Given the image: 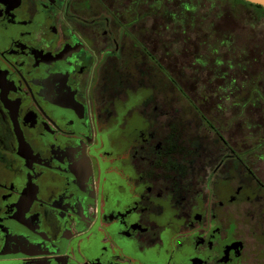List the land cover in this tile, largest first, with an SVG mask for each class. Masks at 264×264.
Wrapping results in <instances>:
<instances>
[{
    "label": "flooded vegetation",
    "instance_id": "af4514ba",
    "mask_svg": "<svg viewBox=\"0 0 264 264\" xmlns=\"http://www.w3.org/2000/svg\"><path fill=\"white\" fill-rule=\"evenodd\" d=\"M201 6L0 0V264H264V135L243 150L196 104L233 67ZM238 85L237 120L264 99Z\"/></svg>",
    "mask_w": 264,
    "mask_h": 264
},
{
    "label": "rangeland",
    "instance_id": "374dc122",
    "mask_svg": "<svg viewBox=\"0 0 264 264\" xmlns=\"http://www.w3.org/2000/svg\"><path fill=\"white\" fill-rule=\"evenodd\" d=\"M196 1L203 6L194 15L197 20L203 15L204 20L194 28V33L206 32L210 30L211 25L221 23L216 27L221 31V61L233 64L231 69L223 70L221 68V81L209 80L206 87L207 92L218 96L196 104L209 118L221 121V129L227 128V133L224 135L228 139H232L229 140L231 143L233 141L244 143L242 149L246 150L248 145L259 142V138L264 135L263 131H260L264 128V118H260L264 109L249 105L256 100L264 105V99L257 95L256 88L252 85L250 94L243 101L248 107L244 108L243 115L237 120V117L233 116V112L237 108L232 106L237 91L231 92L228 87L230 88L231 82L237 84V88H239L238 83L241 79L244 80L254 75H259L264 81V17L259 16L253 27H250L248 19H250V15L254 14L250 6H241L232 12L228 0H221V2L214 0L212 8L203 0ZM192 2L195 4V0ZM218 14H221V22L217 19ZM202 41H206V38H203ZM215 41L213 38L209 40L211 45ZM196 43L197 41L194 42V44ZM240 66L243 67V70L237 69ZM178 108L180 107L178 106ZM181 108L188 110L187 107L181 106ZM181 119L186 123L190 118L187 119L183 116ZM259 126L262 128L256 129Z\"/></svg>",
    "mask_w": 264,
    "mask_h": 264
},
{
    "label": "water",
    "instance_id": "95a60500",
    "mask_svg": "<svg viewBox=\"0 0 264 264\" xmlns=\"http://www.w3.org/2000/svg\"><path fill=\"white\" fill-rule=\"evenodd\" d=\"M245 3L259 6L264 11V0H241Z\"/></svg>",
    "mask_w": 264,
    "mask_h": 264
},
{
    "label": "trees",
    "instance_id": "16d2710c",
    "mask_svg": "<svg viewBox=\"0 0 264 264\" xmlns=\"http://www.w3.org/2000/svg\"><path fill=\"white\" fill-rule=\"evenodd\" d=\"M257 8H259L260 9V7H257ZM264 13V12H263Z\"/></svg>",
    "mask_w": 264,
    "mask_h": 264
}]
</instances>
